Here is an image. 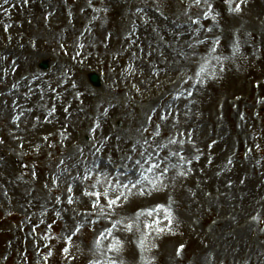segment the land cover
<instances>
[{"label": "rangeland", "instance_id": "1", "mask_svg": "<svg viewBox=\"0 0 264 264\" xmlns=\"http://www.w3.org/2000/svg\"><path fill=\"white\" fill-rule=\"evenodd\" d=\"M238 2L233 0V6ZM241 7L240 13L229 11L225 0H206L199 6L194 0H9L0 8V264H43L42 255L48 251L44 245L49 242L42 236L60 237L76 223L83 227L69 246L70 253L63 252L61 239H53L48 264H89L95 238L107 222L91 224L88 221L95 217L76 215L90 207L89 198L82 194L89 182H73L65 173L57 190L49 192L44 187H53V176L61 174L59 161L70 165L72 156L84 162L80 171L87 165L93 175L99 168L111 173L109 179H123L119 166L132 164L124 157L139 158L133 148L151 146L164 156L167 150L156 145L165 144L171 130L194 133L200 112L209 115L216 129L229 132L227 112L238 135L229 136L224 160L225 146L212 148L215 138L198 156H190L192 163L183 169L186 176L169 172L163 177L165 186L146 196L132 190L118 217L164 205L171 210L172 222L169 227L160 213L164 232H153L150 243L155 247L150 253H141L137 233L117 230L116 237L124 243L125 264L147 259L152 264H195L196 245L186 224L210 237L202 254L208 263L264 264V0H243ZM189 17L200 23L192 24ZM208 28L213 31L207 32ZM215 39L220 41L218 55L228 59L214 62L215 77L209 74L202 85L184 84L186 73L178 63L188 61L195 69ZM199 40L207 43L201 45ZM234 43L239 46L236 55ZM129 49L127 62L140 60L152 67L126 70L123 56ZM42 62L48 63L46 70L40 69ZM92 72L99 74L100 85L89 81ZM135 76L144 79L140 93ZM177 77L181 81L172 89L170 84ZM50 81L61 93L52 89ZM161 81L168 86L155 94L154 85L160 86ZM31 86L36 87L37 96L28 101L24 114L25 91ZM185 89L193 95L174 101ZM17 115L21 118L14 123ZM165 116L167 122L160 119ZM135 120L140 123L136 130ZM209 134L207 125L198 135L204 142ZM144 139L149 143L143 148L135 143L143 144ZM120 141H128V152H123ZM216 167L225 174V185L237 194L223 197L225 202L233 198L235 215L220 211L218 194L211 190ZM69 171L77 174L76 168ZM185 177L191 182L189 193ZM69 183L71 194L66 190ZM195 189L209 204L193 198ZM57 195L59 204L54 199ZM68 195L76 203L69 205ZM42 210L46 215H41ZM238 210L243 212L239 217ZM40 219L45 223L39 224ZM245 219L249 227H244Z\"/></svg>", "mask_w": 264, "mask_h": 264}, {"label": "snow or ice", "instance_id": "2", "mask_svg": "<svg viewBox=\"0 0 264 264\" xmlns=\"http://www.w3.org/2000/svg\"><path fill=\"white\" fill-rule=\"evenodd\" d=\"M195 5L199 6L202 2L206 3V0H194ZM229 6V11L240 13L242 11L241 5L243 0H239L238 3H235L233 6V0H225ZM9 0H3V4H0V8H4V5H7ZM209 11H211L212 6L209 5ZM5 12L8 10L5 8ZM204 18H209V13H204ZM192 24H199V19H192L189 17ZM9 26L5 25V30ZM212 28H208L207 32L211 33ZM199 44H206L207 41L199 40ZM220 44L219 39L212 41L208 54L203 56L199 61L196 62V68H190L188 71L190 74L186 73L182 77L184 84L189 85V87L195 88L198 85H202L205 79L209 74L215 77V71H213L214 62L216 64L223 63L224 60L228 58H221L218 55L217 46ZM83 47V45H81ZM191 47V46H190ZM239 52L238 43H234L233 46V55H236ZM223 71V68L220 69ZM75 87V85H73ZM185 91L187 96H185ZM179 91L177 95L173 97L174 101L187 99L193 95L192 91ZM55 112V109H51L48 112V115L51 116ZM20 116L17 115L13 118V122L20 120ZM161 120L167 122V117H160ZM99 127V125H97ZM161 127L160 125L157 126ZM92 131H95L93 129ZM147 131V128L143 129ZM157 137L161 135L160 131L155 133ZM185 133H179V136H184ZM47 140V137L44 138ZM137 145H140L143 148L144 144H148V140L144 139L143 144L140 140L135 142ZM189 143L192 144V147H195L193 141L189 140ZM178 147H171L176 146ZM156 148L160 150H167L164 156H158L155 149H152L151 146L148 148H143V150H138L133 148L132 151L136 152L139 158H134L132 155H127L124 159L131 161V166L120 165L119 171L120 177L109 179L111 173H105L99 168L96 170V174L93 175V169L85 165L83 170L80 171L79 165L84 164L83 161H77L74 157L69 156L68 160L72 161L69 165L65 160L59 161V165L62 167L61 174L54 175L52 178L53 187L45 185L44 187L53 192L59 188L62 175L67 173L68 176H71L73 182L83 183L85 181L89 182L85 185L83 189V196L89 198L90 207L85 212L76 213L85 219L88 217H95V219H90L88 222L91 224L101 223L106 221V225L99 231L95 238L94 247H93V256L89 260V264H125L123 257L124 253V243L121 239L117 238L115 232L117 230H122L127 233H137L138 234V248L141 250V253H150L152 248L155 247L154 244L150 243V238L152 237L153 232L157 235L164 232V228L161 227V220L159 219L160 213H163L164 219L168 221L169 227L172 222V213L171 210L164 205H157L154 209L141 210L133 215H121L117 216L118 211L122 210L124 204L128 201L129 196L132 194V190H137V193L140 196H146L155 191L158 188L164 187L163 177L169 172H175L179 177L186 176V172L183 170L186 164H191L192 159L185 154L184 152V142L178 138H169L167 144H157ZM79 153L83 154V149H78ZM99 151V149H97ZM199 159V157H196ZM109 163H112L110 160ZM228 163H232L231 160ZM70 168H76L77 174L72 175L69 171ZM190 171V169H189ZM158 174V175H157ZM135 177L134 179L131 177ZM127 180V183L124 181ZM67 193H73L72 184L69 183L67 186ZM55 203H61V197L59 195L55 196ZM103 201V202H102ZM67 203L69 205L76 203V200L72 195L67 196ZM41 215H46V210H42ZM57 216L60 215L59 212L56 213ZM151 218V220H149ZM75 219V217H74ZM29 223H31L32 218L28 217ZM43 219L39 220V224H44ZM39 224L35 225L32 229L35 234L36 228ZM48 228H51L52 225H47ZM83 227L82 223H76L74 228L65 231L62 236L54 237L50 234H44L42 239L48 241L44 245L45 248H48L47 253L42 255L43 264H48V260L52 255L50 242L53 239H61L64 243L63 252L65 254L70 253V247L73 244V239L78 235ZM107 241V244L105 243ZM39 246V245H37ZM180 250H178L179 253ZM141 264H152L151 259L141 261Z\"/></svg>", "mask_w": 264, "mask_h": 264}, {"label": "bare ground", "instance_id": "3", "mask_svg": "<svg viewBox=\"0 0 264 264\" xmlns=\"http://www.w3.org/2000/svg\"><path fill=\"white\" fill-rule=\"evenodd\" d=\"M154 33V32H153ZM175 35V31H171V33L168 35L170 38H173V36ZM158 40V39H157ZM22 52H26L25 49L22 50ZM131 49H129V51H127L125 53V55L123 56L124 60L126 61V70H132L134 72H138L140 70H145L148 66L152 67L151 64L142 62L140 60L137 61V63L135 64H131L129 62H127V59L130 57L131 55ZM179 65H181L180 69L184 72V73H189V62H185L183 65L181 63H178ZM170 67V66H168ZM171 68V67H170ZM33 80V79H32ZM135 80L137 81L136 84L139 85L138 87V92L140 93L142 91V87L141 84L144 85V79H140L138 76H135ZM181 81L180 77L174 78V81L170 84V86L172 87V89L174 87H177L178 83ZM161 83L160 86H156L154 85V93L157 94L160 92V88H165L168 86V83L165 81H161L159 82ZM50 86L52 87V89L58 93H61V91L59 90L58 86L53 82L50 81L49 82ZM180 85V84H179ZM156 88H159L158 90H156ZM36 87L35 86H31L29 89H27L25 91V97H26V102L24 104V108H23V113L25 114L26 112H28L27 106H28V101H32L34 99V97L37 96V92H36ZM142 95V94H141ZM57 98L59 99V101H63V95L59 94L57 96ZM141 100L144 101H148L149 98H143ZM206 108V106H205ZM204 108V109H205ZM130 109H134L133 106H130ZM199 110H201V108H198ZM182 111L186 110V108L182 107L181 108ZM227 110V109H226ZM40 111L43 113L42 107L40 108ZM206 114H203L202 112L197 113L196 117H197V124H196V130L194 131V133L191 134H186L184 136H179L180 131L179 130H171L170 133L167 135L166 140H165V144L168 143V139L169 138H178L179 140H182L184 142V152L186 155L190 156H198L202 151H204L205 147L208 146V142L211 140H215V138H217V142L214 143V146L212 148H219L222 146L224 147V154L221 155L222 159L224 160V155L226 152H229V136L233 133H235L236 135H238V131L236 132L235 130H233L231 128V122L227 119V112L224 113L226 120L228 122V125L230 126V131L229 132H225V129H216L214 123L210 120L209 115L205 116ZM40 118L44 119L45 116L40 114ZM206 119V122H204V120ZM139 122L135 120V126L134 129L136 130L137 128H139ZM207 125L209 126L210 129V134L207 135L203 140L199 137V133L200 131H205ZM189 136L191 137V141L194 142L195 147H192V144L189 145ZM129 140V139H128ZM130 142V140H129ZM120 146L123 150V152H128V141H120ZM173 148L178 147V146H171ZM4 154V151L1 152V155ZM123 161H125L123 159ZM221 169V167H220ZM131 178H134L131 177ZM187 180V185H186V190H188L189 193V186H191V182H189V177H185ZM212 182H214L215 187L211 188V190L213 192H216L218 194V198L220 200V211L227 215L228 214H233L235 215V205L233 203V198H231L230 200H228V202H225V200H223V197L225 196H230L233 197L234 195L237 196V194H235L232 190H230V187L225 185V174L223 172L220 173L219 167H216L214 169V174L213 177L210 179ZM211 182V183H212ZM233 183V182H232ZM210 189V188H209ZM192 192V191H191ZM222 192V193H221ZM242 195V194H241ZM193 198L197 199L198 201H201L200 203L202 204L203 202H208L210 200L204 201V199L202 198V195L200 193V191L198 189H195L193 192ZM227 203V205H225ZM243 212L241 210H238L236 213V216L239 217ZM244 227H249L250 223L245 219L244 221ZM186 232L191 236L192 240L194 241V244L196 245L195 249H194V257L193 260L195 262V264H197L198 262H200L201 264H210L208 263V259H206V257L204 258L202 256V254L204 253L205 250V244H209L211 239L208 235L203 234L201 231H197L196 229H194L191 225L186 224Z\"/></svg>", "mask_w": 264, "mask_h": 264}, {"label": "water", "instance_id": "4", "mask_svg": "<svg viewBox=\"0 0 264 264\" xmlns=\"http://www.w3.org/2000/svg\"><path fill=\"white\" fill-rule=\"evenodd\" d=\"M42 68H47L46 63H42L40 65ZM89 80L94 84V85H99V76L96 73H92L89 75Z\"/></svg>", "mask_w": 264, "mask_h": 264}]
</instances>
